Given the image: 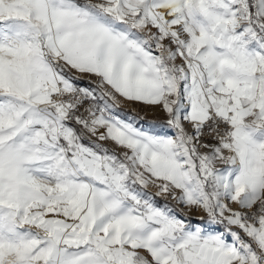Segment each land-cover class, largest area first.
<instances>
[{
	"label": "snow or ice",
	"instance_id": "snow-or-ice-1",
	"mask_svg": "<svg viewBox=\"0 0 264 264\" xmlns=\"http://www.w3.org/2000/svg\"><path fill=\"white\" fill-rule=\"evenodd\" d=\"M0 264H264V0H0Z\"/></svg>",
	"mask_w": 264,
	"mask_h": 264
},
{
	"label": "rangeland",
	"instance_id": "rangeland-1",
	"mask_svg": "<svg viewBox=\"0 0 264 264\" xmlns=\"http://www.w3.org/2000/svg\"><path fill=\"white\" fill-rule=\"evenodd\" d=\"M127 104H129L130 106H133V108H135L134 110L138 111L140 115L142 114L141 108L138 109L137 107L138 105H141V104L133 105V103H129V102H127ZM133 108L132 107L128 108V111L133 110ZM151 112L153 113L152 116H149L146 119H151L152 121H164L166 119V114L163 111H161V109L158 107L153 108ZM193 222L194 223L198 222V220L194 219Z\"/></svg>",
	"mask_w": 264,
	"mask_h": 264
},
{
	"label": "crops",
	"instance_id": "crops-1",
	"mask_svg": "<svg viewBox=\"0 0 264 264\" xmlns=\"http://www.w3.org/2000/svg\"><path fill=\"white\" fill-rule=\"evenodd\" d=\"M133 105H136V104H134L133 103ZM122 109H124L125 111H128V108H130V107H132L133 108V106H130L129 104H127V102H124L123 104H122ZM138 107V109H140L141 108V111H142V114H141V116L144 118V120L145 121H152L151 119H146L147 117H149V116H152V110H153V108L152 107H149V106H146V105H138L137 106ZM135 108H133V110H134ZM144 126H148L147 124H145ZM169 131H171V130H169Z\"/></svg>",
	"mask_w": 264,
	"mask_h": 264
}]
</instances>
